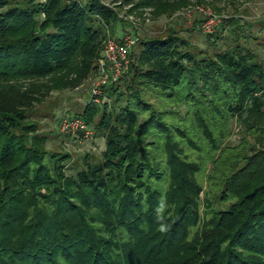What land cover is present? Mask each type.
Returning <instances> with one entry per match:
<instances>
[{"label": "trees", "instance_id": "trees-1", "mask_svg": "<svg viewBox=\"0 0 264 264\" xmlns=\"http://www.w3.org/2000/svg\"><path fill=\"white\" fill-rule=\"evenodd\" d=\"M116 20L105 0H0V264H264L256 36L211 53L173 31L137 39L127 71L76 114L100 157L46 148L36 105L96 72ZM232 122L257 143L228 144Z\"/></svg>", "mask_w": 264, "mask_h": 264}, {"label": "rangeland", "instance_id": "rangeland-1", "mask_svg": "<svg viewBox=\"0 0 264 264\" xmlns=\"http://www.w3.org/2000/svg\"><path fill=\"white\" fill-rule=\"evenodd\" d=\"M105 1L118 18L108 29L107 36L121 39L125 34H130L135 39L133 49L137 39L165 36L173 31L187 40L191 49L211 53L231 45L236 37L244 41L243 34L257 37L255 40L248 38L251 39L248 42L264 59V29L261 28L264 0H186L185 6L163 12L153 11L152 8H135L133 5L137 0L131 3L124 0ZM237 24L242 28H238ZM95 79L96 72L73 90L53 91L33 111L40 133L47 136L46 148L68 152L72 162L77 164L85 155L97 160L104 149V140L94 135V129L88 123L93 130L89 138H84L81 133H61L58 125L61 117L77 116L88 102L93 101L91 88ZM103 95L98 102L93 101L94 104H99ZM146 97L155 105L159 103L169 108L157 94L146 92ZM242 127L240 122H232L231 134L226 142L235 147L245 146L244 150H247L249 145L257 143V139L244 135Z\"/></svg>", "mask_w": 264, "mask_h": 264}, {"label": "built area", "instance_id": "built-area-1", "mask_svg": "<svg viewBox=\"0 0 264 264\" xmlns=\"http://www.w3.org/2000/svg\"><path fill=\"white\" fill-rule=\"evenodd\" d=\"M45 1V0H41ZM134 38L125 34L121 39H114L109 36L103 41L101 54L97 60L96 79L92 85V99L95 102L100 100L105 86L118 82L130 65L129 52L134 44ZM59 131L64 134H83L84 138L93 135L90 126L78 116L64 115L59 121Z\"/></svg>", "mask_w": 264, "mask_h": 264}]
</instances>
